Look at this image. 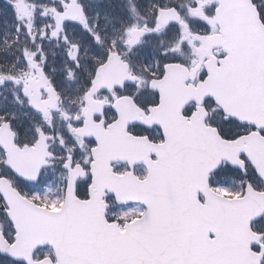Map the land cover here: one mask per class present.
I'll use <instances>...</instances> for the list:
<instances>
[{"label":"rangeland","instance_id":"374dc122","mask_svg":"<svg viewBox=\"0 0 264 264\" xmlns=\"http://www.w3.org/2000/svg\"><path fill=\"white\" fill-rule=\"evenodd\" d=\"M201 1L203 0H0V25L2 26V29L0 27V43L1 45L6 44L4 49L0 50V57L10 59L30 55V59H33L29 51L32 52L35 46L41 47L42 60H48L51 65H54L55 73L63 69L68 62L75 71L74 77L77 78L80 69L89 65L97 66L101 62L100 58H103L104 49L106 52L120 49L134 58L142 69L146 64V55L151 51L152 59L148 73L156 77L160 75L161 67L166 62L162 52H169V60H173V50H180L183 41L187 40L183 27L171 31H161L156 28L154 20L158 11L162 8L174 7L188 20L194 13L209 12L210 6L201 8ZM73 2L74 4L79 3L87 10V13H91L89 23L75 26L69 24L64 26L59 35H48L50 24H52L51 14L65 11ZM259 3L264 12V0H260ZM19 29L20 34L17 33ZM142 29L147 31L144 42L131 50L128 46H130L132 33ZM195 30L210 34L214 30V24L207 21L199 22ZM7 34L13 37L9 45L8 40L3 38ZM27 44L29 48L21 50L20 54L16 53L17 46L23 47ZM75 51L79 54L73 58ZM17 61L20 62V59H16ZM10 78L13 77L8 75L7 79L10 80ZM145 91V87H137L131 93L136 94L139 100L145 101L149 96ZM214 120L219 124H224V129L232 135H237L240 131L251 132L249 128L241 130L242 128L226 123L228 121L217 117ZM237 177L233 174L230 180L234 182V187L237 186L241 191L243 184L237 181ZM247 183L255 189L264 188L263 183L253 174H250L249 181L244 186ZM27 188L28 186L25 190ZM136 210L143 213V208L139 205L117 208L114 210V215L117 217L114 218L130 219Z\"/></svg>","mask_w":264,"mask_h":264},{"label":"water","instance_id":"95a60500","mask_svg":"<svg viewBox=\"0 0 264 264\" xmlns=\"http://www.w3.org/2000/svg\"><path fill=\"white\" fill-rule=\"evenodd\" d=\"M225 13H228L226 16L232 26L231 30L227 29L225 31V36L231 34L234 44L232 47L231 63H228L227 68L232 65L238 71V77L243 76V80L246 84H252V88L248 89L249 91L247 92L248 96L246 101L248 102L240 105V107L235 106L231 114H234L236 118L246 116L245 119H247L248 123H255L256 120L264 116V74H262L264 69V26L259 22V17L256 14L257 11L250 0H231ZM254 37H259V39ZM256 74L259 75L260 78V87H256V84H253V79ZM213 98L216 99L215 94ZM225 99L226 95L222 94L220 97V100L223 101L222 103H224L225 106L231 105V103ZM246 139L249 140L250 138ZM243 141H245V139L234 143H226L218 140L214 141L216 152L219 154V158H213L215 163H220L222 160L221 158H223L232 166L238 167L240 163L239 157L245 154L249 156L250 161L264 178V170H261V167L263 168L261 160L259 158H254V156L248 153ZM256 197V204L258 205L257 214L256 212H247L241 215L234 213L232 215V224L223 216H218L216 214L212 215L213 220L218 224L216 231H213V234L218 238L215 244L219 243L224 235L229 233L226 230H221V228H225L228 225H236L238 217L239 219L246 218L248 222H251L253 219H257L264 213L259 207L260 202L264 199V195H257ZM240 209L241 208H237L234 211L238 212ZM204 212L205 210L200 211V213ZM229 227L234 233L239 235L241 244L249 238L247 234V226L245 224L237 227ZM189 235V237L194 240L201 239L200 261L202 264H213L212 246L207 244L206 241H203V236H199L193 231L190 232ZM116 237L115 230L111 232L109 229L104 230V226H101L98 230H91L89 239L91 242L97 243L96 246L99 249L106 250V243L113 241ZM87 243V240L80 242L77 251L80 253H74L73 258L85 253ZM110 250L111 253L114 254V242H111V248L109 251ZM71 251L73 250L71 249ZM104 252L105 251H101L100 254H104ZM111 263L115 264L114 258Z\"/></svg>","mask_w":264,"mask_h":264},{"label":"bare ground","instance_id":"6f19581e","mask_svg":"<svg viewBox=\"0 0 264 264\" xmlns=\"http://www.w3.org/2000/svg\"><path fill=\"white\" fill-rule=\"evenodd\" d=\"M175 86H177V85L175 84ZM152 193H153V196H157V197L162 198L158 189H156V188L152 189ZM234 212H235L234 210L229 211V209H218V210L214 211L213 214H216L218 216H223L224 218H226V217H229V215L234 214Z\"/></svg>","mask_w":264,"mask_h":264},{"label":"flooded vegetation","instance_id":"af4514ba","mask_svg":"<svg viewBox=\"0 0 264 264\" xmlns=\"http://www.w3.org/2000/svg\"><path fill=\"white\" fill-rule=\"evenodd\" d=\"M114 93H115V94H120V93H124V91H123V92L115 91ZM114 100H115V97H112V102H113ZM112 102H111V103H112Z\"/></svg>","mask_w":264,"mask_h":264}]
</instances>
